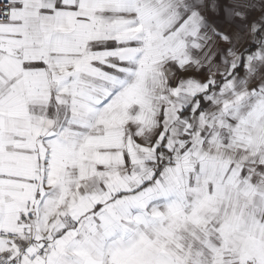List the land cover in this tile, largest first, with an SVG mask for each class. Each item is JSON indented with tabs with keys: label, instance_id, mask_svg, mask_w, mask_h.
I'll return each mask as SVG.
<instances>
[{
	"label": "snow or ice",
	"instance_id": "snow-or-ice-1",
	"mask_svg": "<svg viewBox=\"0 0 264 264\" xmlns=\"http://www.w3.org/2000/svg\"><path fill=\"white\" fill-rule=\"evenodd\" d=\"M0 264H264V0H0Z\"/></svg>",
	"mask_w": 264,
	"mask_h": 264
}]
</instances>
